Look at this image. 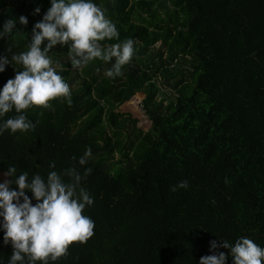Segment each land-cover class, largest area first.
I'll return each instance as SVG.
<instances>
[{
    "label": "trees",
    "instance_id": "trees-1",
    "mask_svg": "<svg viewBox=\"0 0 264 264\" xmlns=\"http://www.w3.org/2000/svg\"><path fill=\"white\" fill-rule=\"evenodd\" d=\"M92 2L106 9L120 41L135 42L123 75H105L114 60L74 70L67 45L57 44L49 56L67 68L61 75L72 105L56 99L48 109L34 106L26 116L35 130L0 133V174L15 166L16 176L28 171L46 180L72 166L82 175L92 170L81 186L93 199L83 214L94 221V235L49 264H199L221 251L232 264L229 249L210 251V241L247 237L264 247V0ZM50 6L0 0V31L8 19L20 31L0 38V56L26 51ZM20 70L6 65L0 89ZM138 92L150 128L131 120L114 129L113 113ZM15 115L13 109L0 124ZM183 180L188 187L172 191ZM3 236L0 227V264H8L12 246Z\"/></svg>",
    "mask_w": 264,
    "mask_h": 264
},
{
    "label": "clouds",
    "instance_id": "clouds-1",
    "mask_svg": "<svg viewBox=\"0 0 264 264\" xmlns=\"http://www.w3.org/2000/svg\"><path fill=\"white\" fill-rule=\"evenodd\" d=\"M39 12V7L34 9V14ZM16 23V19L5 21L0 38L20 32L16 30ZM19 23L26 26L27 17L21 15ZM111 40L117 42L104 43ZM134 43L132 39L120 41L119 31L106 16V9L92 0H51L42 20L32 28L28 49L11 55L10 60L0 56V72L9 63L22 66V70L0 89V117L13 109L17 113L0 124V133L35 130L36 124L26 116V110L34 106L48 109L56 99L72 105L71 89L61 75L67 68L49 56L55 45H67L68 61L74 70L83 71L96 60L105 63L114 60L105 75L115 78L123 75L122 67L135 55ZM7 51L11 52V47ZM91 156L89 147L78 164L84 166ZM55 166L54 161L49 163L50 168ZM91 171V168H84L82 175L72 166L62 173L49 172L45 180L39 174L30 179L28 171L16 176L15 166L7 168L4 176L14 179L0 182V217L3 218L0 227L4 230L3 243L10 242L12 246L8 264H36L37 261L49 264V261L66 258L72 244H84L94 235V221L83 214L86 206L93 204V199L81 186V181ZM12 183L18 190L10 189ZM187 187L188 181L183 180L172 191ZM27 191H31L32 198L37 201L34 205ZM220 247L229 249L232 264H264V247L247 237L237 239L234 244L227 240L220 244L210 241V251ZM226 259V253L221 251L201 256L199 264H225Z\"/></svg>",
    "mask_w": 264,
    "mask_h": 264
},
{
    "label": "rangeland",
    "instance_id": "rangeland-1",
    "mask_svg": "<svg viewBox=\"0 0 264 264\" xmlns=\"http://www.w3.org/2000/svg\"><path fill=\"white\" fill-rule=\"evenodd\" d=\"M142 95L138 98L134 95L131 99L124 102L123 105L118 107L113 113L110 121L111 126L114 129H121L126 126L131 120H133L137 126L144 131H147L151 126V121L146 116L143 107L142 100L145 97L144 92H138ZM137 94V93H136ZM134 99V101H132ZM6 179L4 174H0V182Z\"/></svg>",
    "mask_w": 264,
    "mask_h": 264
}]
</instances>
